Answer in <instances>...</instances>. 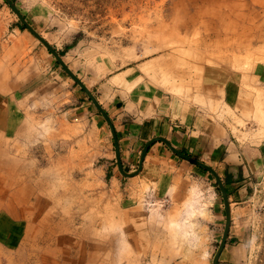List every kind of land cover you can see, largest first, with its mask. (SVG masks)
Instances as JSON below:
<instances>
[{
  "label": "rangeland",
  "instance_id": "374dc122",
  "mask_svg": "<svg viewBox=\"0 0 264 264\" xmlns=\"http://www.w3.org/2000/svg\"><path fill=\"white\" fill-rule=\"evenodd\" d=\"M11 1L103 103L120 153L124 127L151 120L134 152L123 142L125 171L136 172L145 146L164 138V122L176 130L188 116L190 131L168 129L164 139L212 167L228 191L220 264H264V68L245 69L264 55V0H240L259 27L242 51L215 36L194 47L206 20L220 28L197 18L210 0ZM166 26L174 40L163 50ZM151 93L163 99L153 98L157 115L143 116ZM226 220L216 178L164 143L125 177L106 119L0 0V264H214Z\"/></svg>",
  "mask_w": 264,
  "mask_h": 264
},
{
  "label": "bare ground",
  "instance_id": "6f19581e",
  "mask_svg": "<svg viewBox=\"0 0 264 264\" xmlns=\"http://www.w3.org/2000/svg\"><path fill=\"white\" fill-rule=\"evenodd\" d=\"M185 2H187V1H185ZM242 5H244V4H241L240 0H233L232 2H227L225 0H210V3H209L208 6H205L200 11L197 12V18L198 19H201V21L203 20V18L204 19L207 18V19L213 20V21H215L217 19L216 22H219L220 23V28H217V27L212 26L210 24V22L208 20H206L204 22V25H201V26H204V32L201 33L197 28H196V31H195L196 33L194 32L195 33L194 37L197 38V39H195V38L193 39L194 40L193 41L194 42L193 43L194 44V47H197L199 49V47H198L199 43H202V42L207 43L208 40H211L212 37L215 36L218 39V40H216V42H218L217 45H219V46L220 45L221 46L224 45L226 47V49L227 48H230L228 46H232V47H235L236 46V48L239 51H242L244 49H250V46H248V45H249L250 42L252 44V42H253L252 40H255L257 38V35L254 37V34H255V31H258L259 30V27H256L257 24L254 23V21H253L254 18H252V21H253L252 23H247V21H246V15L243 13V9H242L243 6ZM178 8H180V6ZM227 11H229L230 13H228ZM181 15H183V14H181ZM250 21H251V19H250ZM173 33H174V31L168 29L167 26H166V29L163 30V32L159 33V35L161 37H163L162 39H160V43H161L160 46H161V48L163 50L164 49H167L166 47H169L170 48V46H171V40H174V39H172ZM175 33H176V31H175ZM263 36H264V34L261 33V38L262 39H263ZM166 37H167V39H166ZM169 37H170V39H168ZM179 41H181L180 43H182L183 42L182 38H179L178 40H176V43H179ZM181 45H183V43ZM191 47H192V45H191ZM175 52H177V51L175 50ZM171 54L172 53H170L169 55H171ZM263 54H264V52H263ZM172 56H173V54H172ZM184 56H185V54H184ZM250 56H251V54H250ZM189 59H191V58H189ZM259 63L261 65H257ZM246 68H248L249 71L250 70H252V71L254 70V73H257V72L259 73L264 68V55L261 56V57H258L256 59H254L252 61L249 59L248 62H247V65L245 66V69ZM238 69H240V68H238ZM242 73L243 74H246V71L245 70H242ZM250 74H253V73H250ZM12 174H15V172L14 173L12 172ZM20 193H23V191L21 192V190H20ZM13 244H15V243H13Z\"/></svg>",
  "mask_w": 264,
  "mask_h": 264
},
{
  "label": "water",
  "instance_id": "95a60500",
  "mask_svg": "<svg viewBox=\"0 0 264 264\" xmlns=\"http://www.w3.org/2000/svg\"><path fill=\"white\" fill-rule=\"evenodd\" d=\"M8 2V4L11 6L12 10L17 14V16L19 17L20 21L22 22V24L24 26L27 27V29L35 36V38H37L42 44H44L48 50L55 56V58L58 60V62L61 64V66L65 69V71L70 75V77L75 80V82L86 92V94L89 96V98L92 100L93 104L95 105V107L99 110V112L103 115V117L106 119V121L108 122V124L111 127L113 136H114V140H115V145H116V155H117V162H118V167L120 172L127 178H133L138 176L142 170H143V165H144V161L146 159V156L150 150V148L156 144V143H164L166 144L177 156H179L180 158L187 160L195 165H197L198 167L202 168L203 170L211 173L217 180L219 187L221 189L224 201H225V208H226V227H225V232H224V236H223V240L221 242L220 248L214 258V264H220V258L222 256V253L225 250V247L227 245V241L229 239V235H230V230H231V225H232V210H231V204H230V200H229V195H228V191L222 181V179L220 178L219 174L210 166H208L207 164L200 162L198 160H195L183 153H181L179 150H177L168 140L164 139V138H155L153 139L151 142H149L144 150H143V154L141 156V160H140V166L139 169L134 172V173H129L127 171L124 170L123 167V163H122V159H121V153H120V144L118 141V136L113 124L112 119L110 118V115L107 113V111L102 107V105L98 102V100L93 96V94L90 92V90L85 86V84L78 78V76H76L66 65V63L64 62V60L61 58L60 54L27 22L26 18L22 15V13L20 12V10L15 6V4L11 1V0H6Z\"/></svg>",
  "mask_w": 264,
  "mask_h": 264
},
{
  "label": "crops",
  "instance_id": "0c3cea01",
  "mask_svg": "<svg viewBox=\"0 0 264 264\" xmlns=\"http://www.w3.org/2000/svg\"><path fill=\"white\" fill-rule=\"evenodd\" d=\"M120 75H122V74H118L117 76H120ZM121 79V77L120 78H117V80H120ZM131 81L129 80V79H126V82H122L123 83V85H127V84H129ZM121 83V82H120ZM115 84H117V83H115ZM157 94H154L153 95V93H151V94H149L148 95V97L147 98H145V99H142L141 100V102H140V104H143L144 105V103H145V108H144V110H142V115L143 116H149V115H151V116H153L154 114L155 115H157V109L155 110V112H152V109H153V103H154V100H153V98H155V97H157L158 99H163L162 98V96H159V95H157ZM159 96V97H158ZM148 102V103H147ZM101 104H103L102 102H101ZM149 104V105H148ZM148 105V106H147ZM171 108H172V106H170ZM169 107V110H168V112H171V110H172V112H173V114H171L172 116L174 115H176L177 117H179V116H181L183 113H189L190 115H192L193 114V112H191L190 110H188V109H185V108H174V109H171ZM160 109H162V108H160ZM171 109V110H170ZM167 111V110H166ZM160 114H162V113H160ZM168 115H170V114H168ZM185 116V115H184ZM185 118H186V123L183 125L182 124V122L181 123H179L178 125H177V123L175 122V127H176V130L175 129H173L171 126H172V124H171V126H170V128H168L167 127V124H168V122L166 123V122H164L165 123V125L163 126V129H162V131H159V133H160V135H158V136H162V137H164V138H166V137H168L167 136V133H168V129H171V131L173 130V131H175L176 133L178 132V129H180V128H183V130L184 129H189V131H190V128H191V126H192V124L190 123V121H189V119H188V116H185ZM147 118L146 117H144V119L141 121V122H137L136 124H132V125H127V126H125L124 127V132H126V137H123L122 139H120V143L122 144V146H121V153H122V155H124V153H125V148L123 147V142H126V144H127V146H126V149H127V147L129 146L130 148H131V151L132 152H134L135 151V149H136V147H137V145H135V144H137V138H138V136H140L143 132H142V129H143V127H147V126H145L146 124L145 123H147V122H150L151 120H146ZM159 120V119H158ZM157 120V121H158ZM161 120V119H160ZM113 121V123H114V126L115 127H118L117 125H116V123L114 122V120H112ZM147 121V122H146ZM174 121H176L175 119H174ZM161 122H163V120H161ZM161 122H159L160 124H161ZM155 126H156V128H155V130H157L158 129V124H156L155 123ZM116 131L118 132V128H116ZM180 131V130H179ZM119 138V137H118ZM177 141H178V139H177ZM173 144V143H172ZM128 150V149H127ZM181 150V149H180ZM195 157V156H194ZM21 190V189H20ZM18 200V199H17ZM16 200V201H17ZM18 235H19V228L18 227H14V229L12 228V230H11V232L8 234H6V237H9V240H17V238H18ZM18 242V241H17ZM16 242V243H17Z\"/></svg>",
  "mask_w": 264,
  "mask_h": 264
}]
</instances>
